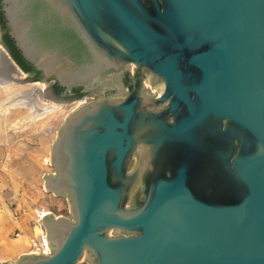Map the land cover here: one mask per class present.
I'll use <instances>...</instances> for the list:
<instances>
[{
	"label": "water",
	"instance_id": "obj_1",
	"mask_svg": "<svg viewBox=\"0 0 264 264\" xmlns=\"http://www.w3.org/2000/svg\"><path fill=\"white\" fill-rule=\"evenodd\" d=\"M0 12L31 70L0 27L18 74L0 84L85 98L42 176L69 215L41 216L48 252L0 264H264V0H0ZM50 84L87 93L56 99Z\"/></svg>",
	"mask_w": 264,
	"mask_h": 264
},
{
	"label": "crops",
	"instance_id": "obj_2",
	"mask_svg": "<svg viewBox=\"0 0 264 264\" xmlns=\"http://www.w3.org/2000/svg\"><path fill=\"white\" fill-rule=\"evenodd\" d=\"M2 63L3 54L0 50L1 72L5 69ZM9 76L18 77V74L10 70ZM7 78L1 76L0 81ZM15 136L7 113L0 111V262L16 260L20 254L30 252L31 239H39L44 234L40 217L43 212H50L45 208H32L35 191L30 189L35 188L41 171L39 154L45 140L33 143V140H22ZM32 211L37 212L38 219ZM38 221L39 225L36 223ZM36 229L39 230L37 234Z\"/></svg>",
	"mask_w": 264,
	"mask_h": 264
},
{
	"label": "rangeland",
	"instance_id": "obj_3",
	"mask_svg": "<svg viewBox=\"0 0 264 264\" xmlns=\"http://www.w3.org/2000/svg\"><path fill=\"white\" fill-rule=\"evenodd\" d=\"M31 86H36L38 89L43 90V82H29L23 85L20 84H10L8 86H0V111L7 113L8 118L10 119V128L14 130L16 138L22 140H33V143H36V140H45L42 151H40V162H41V171L38 175V180L35 188H30L31 191H35L33 209H48L51 213L69 215V205L67 198L65 196H57L51 192L45 191L43 189V173L53 172V167L49 163V153L48 150L55 138L56 130L64 120L66 115L73 110L81 101L84 102L85 98L72 99L68 102H57L52 99H49L45 96H42L38 92L35 93L36 98L45 104H57L58 108L55 110L44 114L40 118H32L31 111L25 105H17L12 107L3 108L4 104L10 102V99H18L20 93ZM147 92H154L155 89L153 86L147 85L145 87ZM18 93V94H17ZM16 95V96H14ZM14 96V97H13ZM22 98V97H21ZM23 99V98H22ZM27 108V109H26ZM30 111V112H28ZM14 113V114H13ZM30 113V114H29ZM31 153L32 152H28ZM36 155V152H35ZM42 174V175H41ZM33 212V211H32ZM33 212L34 217L38 219L36 214ZM39 225V221L36 222ZM44 231L42 227V232ZM39 232L36 229V234ZM79 264H93L82 261Z\"/></svg>",
	"mask_w": 264,
	"mask_h": 264
},
{
	"label": "bare ground",
	"instance_id": "obj_4",
	"mask_svg": "<svg viewBox=\"0 0 264 264\" xmlns=\"http://www.w3.org/2000/svg\"><path fill=\"white\" fill-rule=\"evenodd\" d=\"M2 68H5L2 72L0 71V77L2 76L3 78H5L6 76L9 77V71H10V63L8 61V59L6 57H3V63H2ZM11 73V72H10ZM11 75V74H10ZM36 82V81H35ZM14 84V83H11ZM10 84H5L3 86H8ZM23 85V84H20ZM1 86V87H3ZM44 90H40L38 89L36 86H31L28 89L22 91L20 93V96L18 97V99H10L12 101L7 102L6 104H4L3 108L5 109L6 107H12V106H17L19 104L21 105H25L26 107H28V109L31 111V116L32 118H40L42 117L44 114L51 112L53 110H55L56 108H58L57 104H45L43 102H41L38 98H36L35 93L38 92H42ZM18 94V93H17ZM16 96V95H14ZM13 96V97H14ZM23 99H22V98ZM17 98V96H16ZM82 102V101H81ZM27 109V108H26ZM28 111V112H30ZM30 114V113H29ZM50 163V162H49ZM44 182V181H43ZM44 184V183H43ZM44 187V185H43ZM45 189V188H44ZM46 190V189H45ZM47 191V190H46ZM52 193V192H51ZM45 212L42 213V215ZM44 229V228H43ZM43 233L45 234V231H43ZM46 241V240H45ZM46 249H49L48 247H46Z\"/></svg>",
	"mask_w": 264,
	"mask_h": 264
},
{
	"label": "flooded vegetation",
	"instance_id": "obj_5",
	"mask_svg": "<svg viewBox=\"0 0 264 264\" xmlns=\"http://www.w3.org/2000/svg\"><path fill=\"white\" fill-rule=\"evenodd\" d=\"M0 27H1V30L3 31L4 29V23H3V17L1 15V12H0ZM6 36L7 38L9 39L8 35L6 32H2L1 33V39L2 41L4 42V44L6 45L7 49L9 50L10 54H11V57L12 59H14L12 53H11V48L9 46V43L7 42V39H6ZM10 40V39H9ZM11 41V40H10ZM12 43V41H11ZM13 45V43H12ZM14 46V45H13ZM15 48V47H14ZM14 61L16 62V60L14 59ZM17 63V62H16ZM18 64V63H17ZM19 65V64H18ZM20 66V65H19ZM21 67V66H20ZM22 68V67H21ZM23 69V68H22ZM24 70V69H23ZM28 73H31V70L30 68L28 70H24ZM33 78H36V74L32 75ZM48 92L50 93V95L53 97V98H56V99H61V98H66V97H73L75 96L77 93H81L82 95L86 94L87 93V90L83 89V88H78V89H73V90H70V91H64L62 89H59V91L56 92V90L54 89L53 87V84H50L48 87Z\"/></svg>",
	"mask_w": 264,
	"mask_h": 264
},
{
	"label": "trees",
	"instance_id": "obj_6",
	"mask_svg": "<svg viewBox=\"0 0 264 264\" xmlns=\"http://www.w3.org/2000/svg\"><path fill=\"white\" fill-rule=\"evenodd\" d=\"M0 20H1V18H0ZM6 39H7V42L9 43V46H10V48H11V53H12V55H13V57H14V59L16 60V62L24 69V70H28L29 69V66L21 59V57H20V55H19V53L17 52V50L14 48V46L12 45V43H11V41L7 38V36H6ZM53 87H54V89L56 90V92L57 91H59V87L58 86H56L55 84H53ZM80 96H82V94L81 93H77L75 96H73V97H80Z\"/></svg>",
	"mask_w": 264,
	"mask_h": 264
},
{
	"label": "built area",
	"instance_id": "obj_7",
	"mask_svg": "<svg viewBox=\"0 0 264 264\" xmlns=\"http://www.w3.org/2000/svg\"><path fill=\"white\" fill-rule=\"evenodd\" d=\"M41 218V217H40ZM30 247L31 251L30 252H48L49 249H46L47 244L45 241V234L41 235L39 239H31L30 241Z\"/></svg>",
	"mask_w": 264,
	"mask_h": 264
}]
</instances>
